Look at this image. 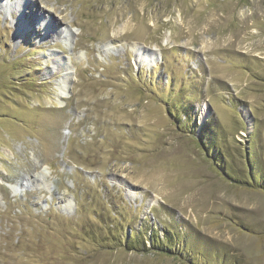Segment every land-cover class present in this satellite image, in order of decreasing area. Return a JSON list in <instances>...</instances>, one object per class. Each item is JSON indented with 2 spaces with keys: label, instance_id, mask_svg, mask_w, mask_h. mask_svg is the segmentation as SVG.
Wrapping results in <instances>:
<instances>
[{
  "label": "rangeland",
  "instance_id": "rangeland-1",
  "mask_svg": "<svg viewBox=\"0 0 264 264\" xmlns=\"http://www.w3.org/2000/svg\"><path fill=\"white\" fill-rule=\"evenodd\" d=\"M0 264H264V0H0Z\"/></svg>",
  "mask_w": 264,
  "mask_h": 264
},
{
  "label": "trees",
  "instance_id": "trees-1",
  "mask_svg": "<svg viewBox=\"0 0 264 264\" xmlns=\"http://www.w3.org/2000/svg\"><path fill=\"white\" fill-rule=\"evenodd\" d=\"M169 112V111H168ZM187 112L185 113V115L187 116ZM205 129V127H204ZM98 203H99V207L101 209H104L107 211L108 213V216L112 219L111 215H114V216H117V213H116V210H115V205L113 203V195L112 197H106V196H101L99 197V200H98ZM148 223V221H147ZM109 226H114L113 224H110ZM150 232L152 233L151 234V237L152 238H155V231L152 230V227L150 228ZM150 244L152 245V240L150 238Z\"/></svg>",
  "mask_w": 264,
  "mask_h": 264
},
{
  "label": "bare ground",
  "instance_id": "bare-ground-1",
  "mask_svg": "<svg viewBox=\"0 0 264 264\" xmlns=\"http://www.w3.org/2000/svg\"><path fill=\"white\" fill-rule=\"evenodd\" d=\"M30 4V3H29ZM30 5H33L32 3L30 4ZM31 7H33V6H30V8ZM26 9H27V6H26ZM35 12V9H33V13ZM27 13H28V10H27ZM44 15V13H42V14H40V16H43ZM34 16H36L35 14L34 15H32V17H34ZM50 17V16H49ZM51 18V17H50ZM49 18V19H50Z\"/></svg>",
  "mask_w": 264,
  "mask_h": 264
}]
</instances>
